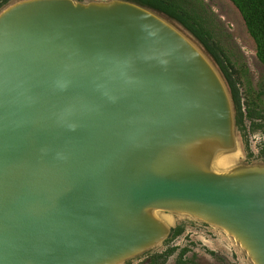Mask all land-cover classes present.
Masks as SVG:
<instances>
[{
	"label": "water",
	"instance_id": "95a60500",
	"mask_svg": "<svg viewBox=\"0 0 264 264\" xmlns=\"http://www.w3.org/2000/svg\"><path fill=\"white\" fill-rule=\"evenodd\" d=\"M212 56L132 0L0 8V264H124L169 215L264 264V161L248 163ZM246 154H244L245 157Z\"/></svg>",
	"mask_w": 264,
	"mask_h": 264
},
{
	"label": "rangeland",
	"instance_id": "374dc122",
	"mask_svg": "<svg viewBox=\"0 0 264 264\" xmlns=\"http://www.w3.org/2000/svg\"><path fill=\"white\" fill-rule=\"evenodd\" d=\"M187 9L197 12L203 23L208 27L214 40L220 48L230 57L236 68L243 72L240 90L245 94L248 86L252 91L264 90V66L256 57L253 40L248 35L244 22L238 10L229 0H184ZM264 103V97H263ZM248 126V123H246ZM240 132L238 140L244 150V140ZM249 147L253 156L258 157L260 135H248ZM246 154V151L245 153ZM240 158L242 162H260L258 158L248 159L245 155ZM172 227L184 228V233L175 238L168 239L160 246L144 253L145 259L161 254L169 248L177 251L168 259L166 264H176L178 253L187 248L186 259H194L195 264H251L246 254L223 232L206 224L195 222L186 218L169 215L167 218ZM142 254V255H144ZM140 255V256H142ZM140 256L124 264H140Z\"/></svg>",
	"mask_w": 264,
	"mask_h": 264
},
{
	"label": "trees",
	"instance_id": "16d2710c",
	"mask_svg": "<svg viewBox=\"0 0 264 264\" xmlns=\"http://www.w3.org/2000/svg\"><path fill=\"white\" fill-rule=\"evenodd\" d=\"M11 0H0V8ZM144 6L155 9L166 16L179 22L188 30L212 56L220 71L222 72L231 92L235 106V122L237 129L242 133L246 157L254 158L249 147L248 135H260L261 142L258 145V158L264 161V90L252 91L248 86L245 94L240 90L243 79V72L239 71L230 57L220 48L214 40L213 35L203 23L199 14L187 9L184 0H132ZM238 10L242 17L246 31L253 40L256 50V57L264 66V0H229ZM248 123V126L246 125ZM182 233L177 228L173 239ZM177 248H169L161 256L153 258V264H165ZM187 249H182L177 258V264H184ZM190 264H194L193 261Z\"/></svg>",
	"mask_w": 264,
	"mask_h": 264
},
{
	"label": "flooded vegetation",
	"instance_id": "af4514ba",
	"mask_svg": "<svg viewBox=\"0 0 264 264\" xmlns=\"http://www.w3.org/2000/svg\"><path fill=\"white\" fill-rule=\"evenodd\" d=\"M177 228H181L182 229V233L179 235V236H181L183 233H184V228L182 227V226H178V227H176V229ZM176 229H175V231H176ZM175 231H174V233H175ZM174 233H173V235H172V237H171V239L170 240H172L173 239V236H174ZM179 236H177V237H179ZM177 237H175V238H177ZM174 238V239H175ZM184 249H187V248H184ZM168 250V249H167ZM182 250V249H181ZM180 250V251H181ZM188 250V249H187ZM165 252V251H164ZM163 252V253H164ZM163 253H161V254H156V255H153V256H151V257H149V258H147V259H145L144 261H142V258H144L146 255L144 254V255H142V256H140V258L138 259V260H140V264H153V258H156V257H158V256H161ZM180 253V252H179ZM179 253H178V255H179ZM187 253H189V250L187 251ZM187 253H186V256H187ZM186 256H185V259H186ZM170 258V257H169ZM168 258V259H169ZM178 258V257H177ZM187 261L184 263V264H190V262L191 261H193V263L195 264V262H194V259L192 258V259H190V260H188V259H186ZM168 261V260H167ZM166 261V262H167ZM166 262H165V264H166ZM176 262H177V260H176ZM177 264V263H176Z\"/></svg>",
	"mask_w": 264,
	"mask_h": 264
}]
</instances>
